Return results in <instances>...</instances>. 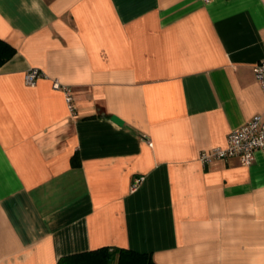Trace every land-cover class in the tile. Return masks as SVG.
Instances as JSON below:
<instances>
[{"label":"crops","instance_id":"0c3cea01","mask_svg":"<svg viewBox=\"0 0 264 264\" xmlns=\"http://www.w3.org/2000/svg\"><path fill=\"white\" fill-rule=\"evenodd\" d=\"M0 39V264H264V154L199 160L264 113V0H0Z\"/></svg>","mask_w":264,"mask_h":264},{"label":"built area","instance_id":"2783aa9c","mask_svg":"<svg viewBox=\"0 0 264 264\" xmlns=\"http://www.w3.org/2000/svg\"><path fill=\"white\" fill-rule=\"evenodd\" d=\"M209 2L210 0H204ZM254 78L262 92H264V59H261L253 68ZM42 72L37 68L28 70L24 75L26 85L33 86L36 81L42 77ZM53 87L59 89L62 86L54 82ZM65 99L71 113L74 112V99L71 90L63 87ZM256 152L264 154V113L254 115L248 122L242 126L233 129L227 136L224 147H216L210 150L202 151L199 160L206 165L215 160H227L236 157L240 162L249 166L254 161ZM145 177L139 176L133 180L131 191H136L144 182Z\"/></svg>","mask_w":264,"mask_h":264},{"label":"trees","instance_id":"16d2710c","mask_svg":"<svg viewBox=\"0 0 264 264\" xmlns=\"http://www.w3.org/2000/svg\"><path fill=\"white\" fill-rule=\"evenodd\" d=\"M15 49L0 39V67L10 60ZM78 165V157H74ZM57 264H156L150 253H140L126 248L101 247L96 250L66 255Z\"/></svg>","mask_w":264,"mask_h":264},{"label":"water","instance_id":"95a60500","mask_svg":"<svg viewBox=\"0 0 264 264\" xmlns=\"http://www.w3.org/2000/svg\"><path fill=\"white\" fill-rule=\"evenodd\" d=\"M111 120L114 122V123H116V124H118V125H122L123 124V121L121 120V119H119L117 116H111Z\"/></svg>","mask_w":264,"mask_h":264}]
</instances>
